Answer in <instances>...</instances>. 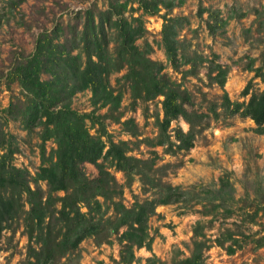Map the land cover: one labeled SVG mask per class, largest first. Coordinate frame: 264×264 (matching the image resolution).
<instances>
[{
	"label": "rangeland",
	"instance_id": "rangeland-1",
	"mask_svg": "<svg viewBox=\"0 0 264 264\" xmlns=\"http://www.w3.org/2000/svg\"><path fill=\"white\" fill-rule=\"evenodd\" d=\"M9 1L0 0V73L8 71L17 57L33 52L41 31L61 26L63 35L69 36L71 27L82 28L86 9L91 8L98 20L100 12L117 0H25L18 5ZM135 7L137 3L129 4L128 17L142 14L141 10H133ZM165 12L162 9L160 14H143L147 31L138 44L144 46L150 42L153 45L150 57L163 63V72L191 92L194 108L207 111L209 101L218 106L222 102V88L208 75L214 54L217 62L229 66L225 89L232 100H248L249 95L243 96L242 90L249 81H252L254 90L264 89V79L244 68L251 58H257L256 66L263 64L264 0H185L171 9L168 16L179 18L181 50L208 59L198 62L196 68L187 73L184 71L190 65H181L176 70L160 45ZM211 12L227 19L226 25L214 33L207 24ZM125 72L122 69L110 75L111 87L116 93L119 90L123 93L116 110L109 109V106H95L89 89L74 94L72 108L81 113L95 111L100 115H113L105 118L111 139L127 141L131 155L142 159L156 156L154 167L162 180L187 191V199L157 205L148 222L149 231L154 236L152 249L135 247L139 259L131 264H149L147 258L153 255L164 264L190 256L197 223H201L204 234L198 238L207 239L209 245L203 251V264H264V134L254 130L256 124L249 117L227 116L221 112L219 118H214L211 113L209 125L198 133L192 148L169 152L164 145L156 144L160 137L157 120L163 118L161 101L164 97L134 100L129 83L121 78ZM42 77L49 79L50 74L44 72ZM30 101V94L17 82L0 80V155L10 147L14 151L12 162L36 175L40 165L55 158L57 145L52 138L44 139L43 125L27 127L20 116L17 119L7 111L12 105L13 113L21 115ZM116 115H120V119H115ZM127 119H134L137 127H126L123 121ZM177 125L189 129V123L182 117L174 120L170 129ZM87 126L92 134H99V124L87 119ZM106 165L123 184L121 200L125 205L131 206L136 200L155 196L139 174L129 178L116 168L114 161L107 160ZM83 167L90 177L98 172L91 163H85ZM39 184L43 190L48 188L46 181H39ZM31 186L35 188L33 182ZM7 193L10 195L13 191ZM14 197L18 199V213L0 239V264L25 261L30 245L39 247L34 238H29L32 227L26 220L27 195L22 193ZM225 209L231 213L227 214ZM82 210L87 211L83 204ZM113 212L110 207L107 214ZM229 232H233L242 244L234 253L226 250L231 243L226 238ZM36 233L34 230L33 235ZM116 237L117 234L112 233L108 238L111 242L96 236L84 238L78 253L73 254L66 264H127L120 261L123 245ZM217 237L225 239L224 245L214 241ZM260 241L263 243L259 244ZM61 259L63 262L67 258Z\"/></svg>",
	"mask_w": 264,
	"mask_h": 264
},
{
	"label": "trees",
	"instance_id": "trees-1",
	"mask_svg": "<svg viewBox=\"0 0 264 264\" xmlns=\"http://www.w3.org/2000/svg\"><path fill=\"white\" fill-rule=\"evenodd\" d=\"M24 1L9 2L18 5ZM184 1L117 0L100 12L98 20L94 11L88 8L84 12L82 28L71 27L69 36L63 35L61 26L41 31L33 52L17 57L8 71L0 73L1 79L5 78L8 83L17 82L30 94V105L23 114L13 113L12 105L7 111L17 119L21 117L27 127L43 125L44 139L52 138L57 145L55 158L40 165L36 175L12 162L14 151L10 147L0 155V239L18 213L19 203L14 195L26 193L29 204L26 220L32 227L29 238L39 243L38 248L30 245L27 259L18 264H66L73 254L78 253L84 238L96 236L111 242L108 238L112 233L117 234V240L123 245L120 261L131 264L139 259L135 247L152 249L154 236L149 231L148 222L157 205L187 199L186 190L162 180L154 167L156 156L142 159L131 155L127 141L111 139L105 118L113 115H100L95 111L81 113L72 108L71 99L76 92L89 89L95 106H109V109L116 110L123 93L121 90L116 93L111 87L110 75L125 69L121 78L129 83L134 100L164 97L161 101L163 118L157 120L160 137L156 144L164 145L173 153L189 150L195 145L198 133L209 125L211 113L214 118H219L221 112L227 116L249 117L256 124L254 130L264 134V89L254 90L252 81H249L242 90L243 96L249 95L248 100H232L225 89L229 66L217 62L216 54L208 66V75L222 88V102L218 106L209 101L207 111H198L194 108L191 92L163 72V63L150 57L153 45L150 42L144 46L138 44L147 31L143 14H160L165 9L160 45L172 67L178 70L181 65L188 64L190 68L184 71L187 73L192 72L198 62L208 61L206 57L191 56L181 50L179 18L168 15ZM132 2L137 3L133 10H141L142 14L126 15ZM213 14L209 13L207 23L212 33L227 23V19ZM261 57L263 64L256 66L257 58H251L244 68L264 79V51ZM44 72L50 74L49 79L42 77ZM180 117L189 123V129L184 130L180 125L170 129L171 123ZM114 118L118 120L120 115ZM87 119L99 124L98 135L90 132ZM123 123L128 128L137 127L134 119ZM107 160L114 161L116 168L129 178L139 174L155 196L136 200L131 206L125 205L121 200L123 184L108 169ZM85 163L95 165L97 174L88 176L83 167ZM39 181H46L48 188L43 190ZM8 190L13 194L9 195ZM82 204L87 211L82 210ZM110 207L114 211L112 215L107 214ZM225 212L230 214L231 210L225 209ZM34 230L36 235H33ZM199 236H204L201 223H197L194 229L192 254L172 264H203V251L209 245L207 239H199ZM226 238L231 241L226 247L227 252L234 253L242 246L233 232H229ZM214 241L224 245L225 239L217 237ZM63 257L67 259L62 262ZM147 260L149 264H164L154 255Z\"/></svg>",
	"mask_w": 264,
	"mask_h": 264
}]
</instances>
